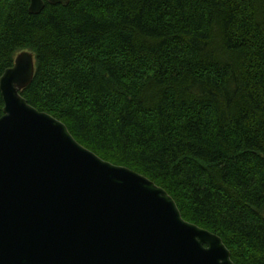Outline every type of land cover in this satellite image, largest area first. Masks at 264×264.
I'll return each mask as SVG.
<instances>
[{"label":"trees","instance_id":"obj_1","mask_svg":"<svg viewBox=\"0 0 264 264\" xmlns=\"http://www.w3.org/2000/svg\"><path fill=\"white\" fill-rule=\"evenodd\" d=\"M45 1L0 0V78L34 52L31 105L264 264V0Z\"/></svg>","mask_w":264,"mask_h":264},{"label":"water","instance_id":"obj_2","mask_svg":"<svg viewBox=\"0 0 264 264\" xmlns=\"http://www.w3.org/2000/svg\"><path fill=\"white\" fill-rule=\"evenodd\" d=\"M45 5L30 0L29 12ZM35 70V53L23 50L0 78V264H236L166 189L31 105L21 91Z\"/></svg>","mask_w":264,"mask_h":264}]
</instances>
